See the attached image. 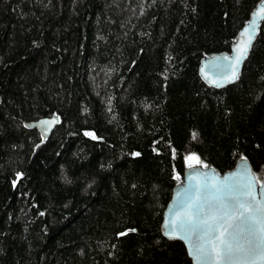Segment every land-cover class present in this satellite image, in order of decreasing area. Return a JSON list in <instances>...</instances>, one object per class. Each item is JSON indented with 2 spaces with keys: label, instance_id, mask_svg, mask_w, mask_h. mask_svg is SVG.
<instances>
[{
  "label": "trees",
  "instance_id": "16d2710c",
  "mask_svg": "<svg viewBox=\"0 0 264 264\" xmlns=\"http://www.w3.org/2000/svg\"><path fill=\"white\" fill-rule=\"evenodd\" d=\"M259 1L0 0V264L191 263L161 228L185 169L263 178L264 19L234 82L198 71Z\"/></svg>",
  "mask_w": 264,
  "mask_h": 264
},
{
  "label": "water",
  "instance_id": "95a60500",
  "mask_svg": "<svg viewBox=\"0 0 264 264\" xmlns=\"http://www.w3.org/2000/svg\"><path fill=\"white\" fill-rule=\"evenodd\" d=\"M263 19L264 0H260L248 20L239 29L230 51L215 53L201 59L198 71L209 85L222 87L236 80ZM245 42H247L246 48ZM238 57L239 60H237ZM58 122L59 116L52 114L24 121V124L29 128H36L45 138ZM227 192L244 193L240 201L244 203L245 207L242 211L245 212V216L231 222V227L228 228L230 235L226 237L231 240L234 247L242 249L235 254L233 264H264L260 250L250 248L248 243L250 239H254L249 235V230L255 229L258 232L259 229V224H254L248 217L259 216L256 210L264 206V173L259 181L244 157L240 158L232 169L223 173H219L212 166L189 165L182 179L174 186L171 198L163 211L161 222L163 235L183 242L191 259L190 264H223L219 259L221 251L219 246L210 251L207 259L198 260L195 250L202 242L200 240L202 229H196L190 237L184 239L181 238L185 233L180 231V225L183 223L190 226V222L195 220L197 215L204 217L211 214V210L216 206L213 197ZM224 199L229 200L230 197L225 195ZM198 208H202L199 213ZM234 215L239 216V211ZM173 229L176 231L173 232ZM220 232L221 230L217 229V235Z\"/></svg>",
  "mask_w": 264,
  "mask_h": 264
},
{
  "label": "snow or ice",
  "instance_id": "6c2138e0",
  "mask_svg": "<svg viewBox=\"0 0 264 264\" xmlns=\"http://www.w3.org/2000/svg\"><path fill=\"white\" fill-rule=\"evenodd\" d=\"M247 31V29L245 30ZM250 39V37H249ZM247 47V42H245V48ZM244 50L242 49V52ZM239 60V57L237 58ZM233 79L235 78V73L233 74ZM219 191V190H218ZM230 197L229 200H225L224 196ZM244 193H233L227 192L223 195H218L213 197L216 201V206L211 210V214L201 217L197 215V218L190 222V226L185 224L180 225V231L185 233L181 238L187 239L191 236V233L196 229H202V234L200 240L202 241L195 250V254L198 260H205L209 257L210 251L215 250L217 246L220 248L219 259L223 264H233L235 254L240 252L242 249L240 247H234L231 240L226 239L229 236L228 228L231 227V222L233 220L240 219L245 216L244 203L240 201V197ZM202 208H198L199 213ZM239 211L240 215L235 216L234 213ZM259 213L257 215H251L248 217L254 224H259L258 232L255 229L249 230V235L254 237L248 241L250 248L259 249L260 255L264 258V206L256 210ZM227 225V227H225ZM217 229L221 232L217 235ZM176 231L173 229V232ZM120 235H124L121 233Z\"/></svg>",
  "mask_w": 264,
  "mask_h": 264
}]
</instances>
